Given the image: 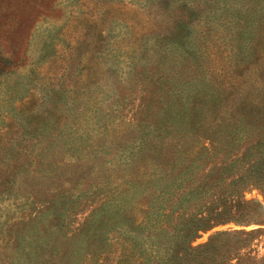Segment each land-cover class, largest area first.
Listing matches in <instances>:
<instances>
[{"label": "rangeland", "instance_id": "1", "mask_svg": "<svg viewBox=\"0 0 264 264\" xmlns=\"http://www.w3.org/2000/svg\"><path fill=\"white\" fill-rule=\"evenodd\" d=\"M180 101L190 148L214 150L204 168L245 152L246 135L225 127L263 125L243 107L264 101V0H0V264H118L133 216L107 246L109 219H90L118 200L140 139L170 142L154 129ZM244 199L264 206L258 187ZM252 212L193 245L253 231L264 263V216Z\"/></svg>", "mask_w": 264, "mask_h": 264}, {"label": "trees", "instance_id": "2", "mask_svg": "<svg viewBox=\"0 0 264 264\" xmlns=\"http://www.w3.org/2000/svg\"><path fill=\"white\" fill-rule=\"evenodd\" d=\"M165 105V117L154 131L167 129L170 142L165 144L163 138L147 148L140 139L141 163L131 160L133 171L126 169L130 180L119 190L118 200L102 203L90 221L95 224L101 215L109 219L103 240L107 246L117 220L124 214L133 216L132 230L120 231L115 243L120 248L118 264H264L254 255L253 231H217L206 243L193 245L201 234L216 227L249 223L253 209L264 216L261 203L244 199L248 187H258L264 195V101L243 107L263 125L248 126L237 119L225 127L246 135L245 152L210 168L204 165L216 158L214 150L206 144L190 148L192 109L181 101Z\"/></svg>", "mask_w": 264, "mask_h": 264}]
</instances>
